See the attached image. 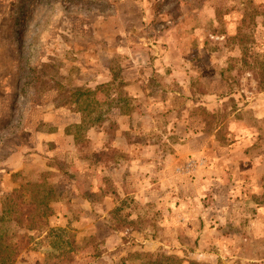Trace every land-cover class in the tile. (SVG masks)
Returning <instances> with one entry per match:
<instances>
[{"label":"rangeland","instance_id":"374dc122","mask_svg":"<svg viewBox=\"0 0 264 264\" xmlns=\"http://www.w3.org/2000/svg\"><path fill=\"white\" fill-rule=\"evenodd\" d=\"M251 1L0 0V201L8 184L58 196L40 231L0 224L15 264H264V0ZM25 63L40 76L21 95ZM76 87L91 90L81 103ZM72 113L59 153L10 173Z\"/></svg>","mask_w":264,"mask_h":264},{"label":"trees","instance_id":"16d2710c","mask_svg":"<svg viewBox=\"0 0 264 264\" xmlns=\"http://www.w3.org/2000/svg\"><path fill=\"white\" fill-rule=\"evenodd\" d=\"M249 2L252 3L251 0ZM256 15L257 13L245 12L239 33L235 36V39H244L242 28L247 26L248 20L253 21ZM244 51L247 54V50L245 49ZM19 71V93L25 95L29 90H36L40 76L38 68L25 63L20 65ZM90 93L91 90L89 88L76 87L73 90L76 98L74 102L81 103V99ZM78 111L83 112V109ZM206 113L211 118H216L215 114ZM85 118L86 115L83 114L81 124L85 122ZM218 134V140L221 145L230 144L228 139L225 136L223 137L220 130L216 131V135ZM56 201H58V196L55 186L52 184L27 183L24 186L14 188L1 198L0 224L13 222L20 230H24L25 232L40 231L42 228L48 226L49 218L54 215V209L51 204ZM15 235L16 233L9 235L4 231H0V264H15L16 258L20 253V241L14 240ZM163 259H174L178 264L182 263V259L173 256H161L157 257V261L150 259L148 264H161ZM189 264H197V262L189 261Z\"/></svg>","mask_w":264,"mask_h":264},{"label":"crops","instance_id":"0c3cea01","mask_svg":"<svg viewBox=\"0 0 264 264\" xmlns=\"http://www.w3.org/2000/svg\"><path fill=\"white\" fill-rule=\"evenodd\" d=\"M74 116H75V114H73L72 121L67 119L65 122H63L61 124H59V122L53 124V126L56 127V130L53 133H51V135H49V136L45 137L41 133H38L37 138H39L40 140L39 139L35 140V145H34L35 148H33L32 154L30 153L27 156H23L18 161H17V158H18L19 153L11 154L9 156V158L7 159V163L9 165V167L12 169V170H9V171H11L10 173L17 172L20 170L30 169V166H27V165H30L29 162L27 163V161L25 162L22 159H25V158L28 159V157H31L32 158L31 161H36L38 156L41 157L42 154L56 155L57 153H59V151H61L63 146H64L59 141V139L60 138H63V139L67 138L69 140L71 139V136L65 134V128L67 126H69L70 123L74 124V123H79V121H80L76 117L74 118ZM75 119H77V120H75ZM48 121H50V120H48ZM89 138H92V132H89ZM49 141H52V144H53L52 147H50V148L47 146L48 143H51ZM99 147H100L99 149L101 150L102 146H99ZM55 151H57V152H55ZM63 151H64V149H63ZM8 185H9V189L15 188V185H12V184H8Z\"/></svg>","mask_w":264,"mask_h":264}]
</instances>
